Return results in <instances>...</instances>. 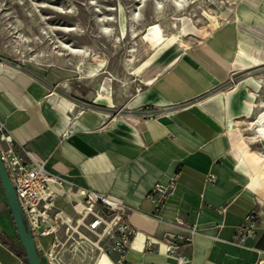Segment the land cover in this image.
<instances>
[{
	"label": "crops",
	"instance_id": "obj_1",
	"mask_svg": "<svg viewBox=\"0 0 264 264\" xmlns=\"http://www.w3.org/2000/svg\"><path fill=\"white\" fill-rule=\"evenodd\" d=\"M242 49L238 28L221 25L153 77L111 86L109 95L99 90L92 107L66 96L56 71L0 59V122L60 179L50 187L64 215H75L85 188L130 207L137 234L129 262L178 264L164 244L165 235L175 233L190 238L180 250L188 264H264V211L243 170L247 155L241 151L240 158L235 149L234 121L245 105L235 94H222L231 72L239 71L234 63ZM141 108L154 117L132 121L129 115ZM157 182H174L175 189L156 211L147 194ZM251 213L258 228L239 244L237 227ZM0 233V264H26L1 181ZM147 240L154 246L147 248ZM91 257L64 254L67 264H94ZM102 257L112 264L116 258Z\"/></svg>",
	"mask_w": 264,
	"mask_h": 264
},
{
	"label": "rangeland",
	"instance_id": "obj_2",
	"mask_svg": "<svg viewBox=\"0 0 264 264\" xmlns=\"http://www.w3.org/2000/svg\"><path fill=\"white\" fill-rule=\"evenodd\" d=\"M225 24L236 26L245 50L263 62L244 60V70L231 72L222 94H235L245 105L233 129L247 144V178L263 172L253 194L264 211V158L253 162L264 156V0H0V59L56 71L66 96L92 107L99 90L109 95L116 84L153 77ZM157 29L163 31L158 43L150 39ZM69 47L85 48L88 55ZM51 241L45 237L41 244Z\"/></svg>",
	"mask_w": 264,
	"mask_h": 264
},
{
	"label": "built area",
	"instance_id": "obj_3",
	"mask_svg": "<svg viewBox=\"0 0 264 264\" xmlns=\"http://www.w3.org/2000/svg\"><path fill=\"white\" fill-rule=\"evenodd\" d=\"M230 82L233 83L232 78ZM122 112L123 109H119L115 115ZM133 112L129 115L132 121L154 117L151 110L141 108ZM0 153L42 264H67L65 253L90 254L94 264L102 256H115L114 264H138L126 259L137 230L130 221L131 209L125 202L116 196L85 188L79 192L81 199L75 204V215L66 216L57 209V195L50 187L56 181L61 184L60 179L46 169V162L35 152L16 143L1 122ZM214 179L213 175L209 176L210 182ZM174 189V182L168 185L157 182L147 194V199L157 211ZM177 227L183 232L189 231L181 222H177ZM257 228V215L251 213L237 227L234 240L245 244ZM50 236L51 243L47 248L43 247L41 240ZM189 240L184 235L166 234L164 244L167 256L178 264H188L189 260L180 250L188 245ZM145 244L147 248L154 246L151 240Z\"/></svg>",
	"mask_w": 264,
	"mask_h": 264
},
{
	"label": "water",
	"instance_id": "obj_4",
	"mask_svg": "<svg viewBox=\"0 0 264 264\" xmlns=\"http://www.w3.org/2000/svg\"><path fill=\"white\" fill-rule=\"evenodd\" d=\"M0 181L3 191L5 192L6 205L10 212L11 219L15 224L16 232L18 233L21 246L24 249L28 264H42L40 261L37 247L35 246L34 238L28 229L26 219L24 218L21 206L19 205L16 191L14 190L10 177L7 175L4 163L1 160L0 153Z\"/></svg>",
	"mask_w": 264,
	"mask_h": 264
},
{
	"label": "bare ground",
	"instance_id": "obj_5",
	"mask_svg": "<svg viewBox=\"0 0 264 264\" xmlns=\"http://www.w3.org/2000/svg\"><path fill=\"white\" fill-rule=\"evenodd\" d=\"M181 3V2H180ZM178 5H179V3H178ZM136 13H135V17H136ZM178 21H182L183 22V24L185 25V24H187V22L189 21L187 18H182V19H178ZM242 23V22H241ZM189 24V23H188ZM103 28V27H102ZM106 30V29H105ZM154 32V31H153ZM163 32V31H162ZM162 32H161V30L160 29H157L156 30V32H155V34H154V36L153 37H151L150 39H151V41H154V42H156V43H158L161 39H162ZM109 34V33H108ZM124 34H126V33H124ZM176 35V34H175ZM181 35V34H180ZM164 36H165V34H164ZM180 37H182V36H180ZM123 39V38H122ZM120 40V39H119ZM125 40V39H124ZM240 40H241V42L244 44V45H246V41L241 37L240 38ZM149 43V42H148ZM181 43V42H180ZM150 45H153V44H150ZM174 45V44H173ZM172 47V46H171ZM176 47V45L174 46V48ZM70 48V47H69ZM155 48V47H154ZM70 50L73 52V53H75V54H78V55H83V56H86V55H88V52H87V50H85V48L83 49H76V48H70ZM173 50H175V49H173ZM172 50V51H173ZM180 50V49H179ZM165 51V50H164ZM166 51H168V50H166ZM175 52H177V50L175 51ZM166 53V52H165ZM163 54H164V52H163ZM239 56H238V59H237V61L234 63V67L236 68V69H243L244 70V67H243V61L245 60V61H251V62H253V63H258L259 65H262V61L260 60V59H258L256 56H254V54H253V52H252V49L250 50V51H246L245 49H242L241 51H240V53L238 54ZM251 69V68H250ZM109 82H110V80H109ZM261 127H260V129H259V133H260V135H262L263 137H264V124H262V125H260ZM237 143H236V145H235V149H236V152H237V154H238V156H240V158L242 157L240 154H241V151H242V149H245V155H247V148H246V146H247V144L243 141V138H239L238 136H237ZM238 144H241V146H239ZM260 155V154H259ZM262 158H264V156H257V157H255L254 158V160H253V162H254V164H257V162L258 161H260V160H262ZM257 173V172H256ZM263 175V172H258L256 175H252L251 176V179H250V182H251V184L253 185V186H257V183H258V181L261 179V176ZM107 259L105 258V257H102V260L100 261V262H98V264H104V261H106ZM108 261V264H112L109 260H107Z\"/></svg>",
	"mask_w": 264,
	"mask_h": 264
},
{
	"label": "trees",
	"instance_id": "obj_6",
	"mask_svg": "<svg viewBox=\"0 0 264 264\" xmlns=\"http://www.w3.org/2000/svg\"><path fill=\"white\" fill-rule=\"evenodd\" d=\"M1 236H3V234L0 233V237ZM10 246L13 250H16V247L13 244H11ZM18 251H19V255L23 258L24 262H26V264H28V262L26 260V255H25L24 249L21 247V249Z\"/></svg>",
	"mask_w": 264,
	"mask_h": 264
}]
</instances>
